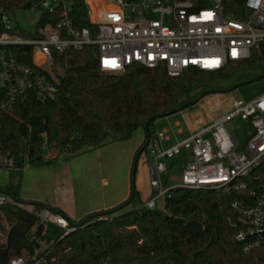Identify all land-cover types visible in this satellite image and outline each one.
<instances>
[{"label": "trees", "instance_id": "trees-1", "mask_svg": "<svg viewBox=\"0 0 264 264\" xmlns=\"http://www.w3.org/2000/svg\"><path fill=\"white\" fill-rule=\"evenodd\" d=\"M67 1L73 25L91 28L83 0ZM244 1L221 0L224 14L244 17ZM30 4L31 0H0L5 10L27 9ZM55 21L56 14L43 11L37 25ZM95 52L91 45L52 52L60 69L54 96L39 102L27 92L10 108H0V170H19L14 183L0 185V191L13 197L7 196L0 205V264L21 254H25V264H264V244L244 251L234 239L236 229L231 222L236 218L229 203L241 192L174 187L162 209H157L144 207L133 186L126 205L139 201V208L115 214L126 206L123 201L78 221L63 215L77 227L54 238L43 227L41 207L27 209L21 203L18 194L25 165L38 169L59 157L126 140L138 127L144 130L148 121L147 133L133 155L138 153L137 162L155 139L152 124L161 113L201 93L238 87L256 77L263 80L260 92L264 91V40L245 59L227 61L214 71L187 67L175 77L167 76L162 66L146 68L136 63L120 73L103 72L97 67ZM25 61L29 62V56ZM3 98L0 92V101ZM111 209L115 210L107 212ZM100 212L106 213L100 216Z\"/></svg>", "mask_w": 264, "mask_h": 264}, {"label": "built area", "instance_id": "built-area-1", "mask_svg": "<svg viewBox=\"0 0 264 264\" xmlns=\"http://www.w3.org/2000/svg\"><path fill=\"white\" fill-rule=\"evenodd\" d=\"M83 2L91 28L73 25L67 0H31L27 9L57 17L44 25H37V20L31 31L8 23L9 12L20 9L0 6V92L4 93L0 108H10L27 92L39 102L54 96L58 66L52 52L91 45L100 71L120 73L136 63L162 66L167 76L175 77L187 67L214 71L227 61L245 59L264 40V0H245L242 18L225 15L221 0ZM227 101L220 99L223 113L211 123L167 147L149 149L153 163L148 185L155 193L143 206L153 208L155 200L165 198L174 187L241 192L229 203L236 218L231 226L236 229L234 239L249 251L264 244V91L231 99L229 110H225ZM233 118L241 122L232 128L239 129V137L226 126ZM157 136L159 141L164 138L162 133ZM172 159L183 161L179 184L164 188L162 175L166 161ZM6 201L7 196L0 194V205ZM39 217L59 227L62 235L76 228L46 209ZM8 264H25V254L12 257Z\"/></svg>", "mask_w": 264, "mask_h": 264}, {"label": "rangeland", "instance_id": "rangeland-1", "mask_svg": "<svg viewBox=\"0 0 264 264\" xmlns=\"http://www.w3.org/2000/svg\"><path fill=\"white\" fill-rule=\"evenodd\" d=\"M40 15L39 10H30V9H20L9 12L8 14V23L10 25H18L22 29H26L31 31L35 22L38 20ZM54 71L56 74L60 73L59 67H55ZM263 85V80H256L250 83L240 85L234 89H231L227 92H210L199 98L193 105L188 106L178 112L167 115L170 117V123L166 125L168 120H165V117L157 118L159 121L154 122L152 124V130L154 132V136L156 138V131L161 130V126L168 128V135L177 140H181L186 137L190 133L195 132L200 127L205 126L211 123L216 117L223 113V109L219 103L220 99L228 98L226 103L225 110L230 109V100L238 99V98H250L260 92V89ZM166 116V117H167ZM164 119V120H163ZM176 120L178 121L179 127L182 129V135H174L170 131V127L172 122ZM240 120L237 118H233L226 125L228 129H232L235 126L240 125ZM232 133H234L237 137L240 136L239 129H232ZM144 132L141 127L135 129L130 137L126 140L109 142L99 148L90 150L85 153L78 154L73 157H59L55 160L51 165L47 166L48 172L54 175L56 184L58 187L60 185H65L67 188L61 192V200L63 205H66L70 210V202H69V188H73L76 186L75 181L72 182V179L76 178L78 183V189L81 188L80 194L83 193L82 202L78 203V210L82 212L87 203L93 202L96 198L104 199V197L116 196L117 193L121 190V188L125 187L126 196L122 201H119L117 204L126 201L128 197V193L130 192V170H131V162L136 148L139 143L143 139ZM153 142H149L146 146L144 152L138 157L137 162L134 167L133 174V186H134V177L138 175L136 170L138 169L139 161L144 159L145 164L150 166L153 163L152 155L149 153V149L153 147ZM48 155L47 152H45ZM49 156V155H48ZM185 160H188L185 159ZM183 167V161L172 162L166 161V170L162 175V187H168L171 185L179 184V176L181 169ZM138 171V170H137ZM19 175V170L14 168H9L2 170L0 172V179L2 181L8 183H14ZM74 184V185H73ZM150 188V186H149ZM84 189V190H83ZM88 189V191L86 190ZM151 194L155 192L150 188ZM79 192V191H78ZM164 198H158L155 200V206L157 209H162ZM115 204L114 207L117 205ZM26 208L31 209L32 205L25 204ZM141 204L139 201H135L134 203H130L126 206H123L120 210H117L116 213L125 212L132 208H139ZM80 207V208H79ZM111 208V207H110ZM44 208L41 207V210ZM91 211H87L86 213H82V215L72 217L75 221H78L80 218L90 213ZM92 212H97L92 211ZM70 214V213H69ZM43 222V227L46 230L47 235L50 238H54L59 233H61V229L56 225L52 224L48 220H41ZM77 227V226H76ZM3 240V236H0V241ZM40 247H43V242L39 240ZM41 258L35 260L39 261Z\"/></svg>", "mask_w": 264, "mask_h": 264}, {"label": "crops", "instance_id": "crops-1", "mask_svg": "<svg viewBox=\"0 0 264 264\" xmlns=\"http://www.w3.org/2000/svg\"><path fill=\"white\" fill-rule=\"evenodd\" d=\"M164 117L166 118L165 120H168L166 122V125H168L171 122L170 121L171 116H167V117L164 116ZM158 121H159L158 119L154 121V129H155V122ZM169 127H170V131L173 133V136L183 134L182 129L179 127L178 121L174 120L172 122V125ZM167 129L168 128L161 126V130L159 131L155 130L156 138L153 141V145L155 146L157 145L160 147H167L172 143L178 141L177 139H175V137L171 138L167 134L168 133ZM159 133H162L164 135V138L161 139L160 141L158 140V136H157ZM139 162L140 163L137 167L138 171L136 170V172H138V175L134 177V188L138 193V199L143 204L144 201L147 200L151 194V190L148 185V168L151 165L150 166L146 165L144 159H141V161ZM47 169H48L47 166L38 169H33L25 165L21 170L20 189H19L18 197L23 201H38L44 203L53 209H57L58 211H61V213L63 214H59V213L57 214L61 216L65 215L67 218L71 219L72 221H75L72 217H74L75 215L76 216L82 215V213H86L87 211H91L90 213H93L92 211L95 210L99 212L110 209V207L113 208L115 204H117L119 201H122V199H124L126 196V190L123 185V187L117 193L116 196H111L108 198L104 197V199L101 198L99 200L96 198L93 202L87 203L85 209L82 212H79L82 208L78 210L77 208L79 204L78 202L79 201L82 202L81 198H83L82 196L83 193L85 194V190L83 189L84 192L80 194L81 188L78 189V183L76 181V178L75 179L73 178L72 182L75 181L76 186L68 189L70 192L69 202L71 204L69 210L66 205H63L62 203L63 200H61L60 197L61 192L64 190V188L66 189L67 186L64 187L65 185H60L58 187L54 175H52V172L50 174L48 172L49 169L48 170ZM1 171L2 170H0V172ZM4 183H8V182L2 181L0 179V185ZM86 190L88 191V189Z\"/></svg>", "mask_w": 264, "mask_h": 264}, {"label": "water", "instance_id": "water-1", "mask_svg": "<svg viewBox=\"0 0 264 264\" xmlns=\"http://www.w3.org/2000/svg\"><path fill=\"white\" fill-rule=\"evenodd\" d=\"M258 78H259V77H256L255 80H257ZM248 82H249V81L243 82V83H241V85H243V84H245V83H248ZM234 88H236V87L234 86V87L229 88V89L212 90L211 92H227V91H229V90H231V89H234ZM207 93H208V92H207ZM204 94H205V93H201V94H199L196 98H194V99H192V100H190V101H188V102H186V103L180 105L179 107H177V108H175V109H171V110L166 111V112H164V113H161L160 115H158V118H159V117H164V116H167V115H170V114H173V113L178 112V111H180V110H182V109H184V108H186V107H188V106L193 105V104H194L199 98H201ZM147 122H148V121H146V122L144 123V126H143L145 133H147V130H146ZM144 145H145V144H144ZM144 145H143V146H144ZM143 146H142V147H143ZM137 154H138V153L135 154V156L132 158V162H131V170H130V191H131V193H130V194H132V187H133V174H134V167H135V164H136V157H137ZM0 194H4V195L8 196L7 194H5V193L2 192V191H0ZM8 197L13 199L12 196H8ZM128 201H129V200L126 199V201H124V204H123V205H126V204L128 203ZM21 203H22V204H26V205L29 204V205H34V206L43 207L44 209L49 210V211H51L52 213H57V212L55 211V209L49 207L48 205H46V204H44V203L38 202V201H23V200H21ZM118 208H119V207H116L115 209H118ZM115 209H111L110 211H107V212H111V211H113V210H115ZM105 213H106V212H100L99 215L102 216V215H104ZM70 224H72V223H70ZM73 225H75V224H73Z\"/></svg>", "mask_w": 264, "mask_h": 264}]
</instances>
